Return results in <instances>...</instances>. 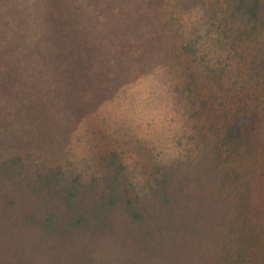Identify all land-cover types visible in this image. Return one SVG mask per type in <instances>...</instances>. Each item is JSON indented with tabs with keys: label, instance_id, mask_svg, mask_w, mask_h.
I'll return each instance as SVG.
<instances>
[{
	"label": "rangeland",
	"instance_id": "obj_1",
	"mask_svg": "<svg viewBox=\"0 0 264 264\" xmlns=\"http://www.w3.org/2000/svg\"><path fill=\"white\" fill-rule=\"evenodd\" d=\"M0 264H264V0H0Z\"/></svg>",
	"mask_w": 264,
	"mask_h": 264
},
{
	"label": "trees",
	"instance_id": "obj_2",
	"mask_svg": "<svg viewBox=\"0 0 264 264\" xmlns=\"http://www.w3.org/2000/svg\"><path fill=\"white\" fill-rule=\"evenodd\" d=\"M72 197V193L69 191L67 194V198ZM116 205L115 201L107 200L106 202H96L94 204L92 212L87 216L88 224L87 227H100V225L104 224L108 218L109 211ZM130 214L135 218H139L141 215L136 213L135 210H131ZM55 216H50L46 219L47 223L53 222ZM77 222H80L79 220Z\"/></svg>",
	"mask_w": 264,
	"mask_h": 264
}]
</instances>
